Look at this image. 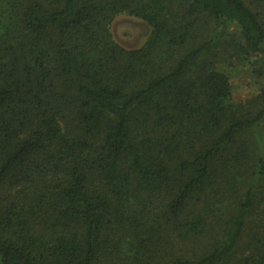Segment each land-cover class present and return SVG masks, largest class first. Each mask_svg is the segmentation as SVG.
<instances>
[{
    "label": "trees",
    "instance_id": "trees-1",
    "mask_svg": "<svg viewBox=\"0 0 264 264\" xmlns=\"http://www.w3.org/2000/svg\"><path fill=\"white\" fill-rule=\"evenodd\" d=\"M226 67L264 79V0H0V264H264V83Z\"/></svg>",
    "mask_w": 264,
    "mask_h": 264
},
{
    "label": "rangeland",
    "instance_id": "rangeland-1",
    "mask_svg": "<svg viewBox=\"0 0 264 264\" xmlns=\"http://www.w3.org/2000/svg\"><path fill=\"white\" fill-rule=\"evenodd\" d=\"M114 39L128 49L140 48L147 40L150 29L141 20L128 15H120L115 18L111 26ZM225 72L229 75L232 83L233 98L242 102L253 97L263 80L253 78L250 67H226Z\"/></svg>",
    "mask_w": 264,
    "mask_h": 264
}]
</instances>
